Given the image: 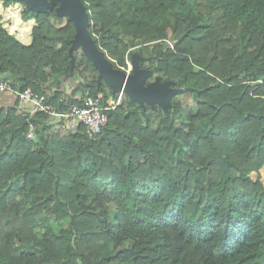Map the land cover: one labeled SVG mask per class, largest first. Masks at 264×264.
Returning <instances> with one entry per match:
<instances>
[{
	"label": "trees",
	"instance_id": "16d2710c",
	"mask_svg": "<svg viewBox=\"0 0 264 264\" xmlns=\"http://www.w3.org/2000/svg\"><path fill=\"white\" fill-rule=\"evenodd\" d=\"M81 2L113 66L136 53L145 84L184 90L166 110L123 92L92 136L0 102V264H264V185L250 176L264 164V0ZM22 3L36 24L27 44L0 28V80L64 109L83 97L45 83L80 67L86 93L114 98L80 46L71 62L73 23Z\"/></svg>",
	"mask_w": 264,
	"mask_h": 264
},
{
	"label": "water",
	"instance_id": "95a60500",
	"mask_svg": "<svg viewBox=\"0 0 264 264\" xmlns=\"http://www.w3.org/2000/svg\"><path fill=\"white\" fill-rule=\"evenodd\" d=\"M28 4L29 9L34 12L44 13L45 6L52 8L57 2L55 8L57 16L68 15L73 23L75 32L69 46L71 62L74 60L73 50L81 47L84 54L91 60L99 72L100 78H103L112 88L113 93L124 92L131 100L144 105L145 103L153 106L157 102L166 110L174 94L182 92L184 88L169 87V81H160V77L145 84V79L151 75L152 71L148 68H140L138 54H133L130 61V71L113 66L107 59L104 51L100 50L95 40L90 36L88 30V13L81 0H16Z\"/></svg>",
	"mask_w": 264,
	"mask_h": 264
},
{
	"label": "built area",
	"instance_id": "2783aa9c",
	"mask_svg": "<svg viewBox=\"0 0 264 264\" xmlns=\"http://www.w3.org/2000/svg\"><path fill=\"white\" fill-rule=\"evenodd\" d=\"M256 81L257 85L262 82L260 78ZM0 93L7 94L16 100L18 111L29 117L37 112H44L51 119L71 129L79 123L82 124L85 126L86 133L92 136L98 134L106 125L107 111L120 104L123 92H117L114 98L106 102L103 101L101 93L96 95L85 93L81 103H70L64 109L53 106L45 93L35 92L31 88L16 89L8 81L0 80ZM35 128V123L28 119L25 137L33 139L36 135Z\"/></svg>",
	"mask_w": 264,
	"mask_h": 264
},
{
	"label": "rangeland",
	"instance_id": "374dc122",
	"mask_svg": "<svg viewBox=\"0 0 264 264\" xmlns=\"http://www.w3.org/2000/svg\"><path fill=\"white\" fill-rule=\"evenodd\" d=\"M9 3H19L21 6H22V13L24 12V8H25V5L22 3V1H16V0H10ZM7 6V5H5ZM58 6V3L56 2L54 4V6L52 8L48 7V6H45L44 7V10L47 12L48 10L50 9H53L54 8V14L50 16V19L52 21L53 24L55 25H61L63 24L66 20H69V16L68 15H63V16H57L56 14V11H55V8ZM21 13V14H22ZM32 14V12H30ZM45 13V12H44ZM59 17V18H58ZM30 19V18H29ZM34 24H36L35 20L33 21ZM29 37H30V34L28 33ZM27 35V36H28ZM171 40V39H170ZM169 41V40H167ZM170 42V41H169ZM171 42H174L175 41H172ZM171 42L169 43L171 46ZM132 48V47H130ZM129 48V49H130ZM75 54L76 56H78L79 58V54L81 52V49H76L75 51ZM79 60H74V67H75V64L77 66V63H78ZM130 67H131V64H130V61L127 60V66L124 68V67H121L123 68L124 70H128L131 72L130 70ZM76 74L78 73L79 75L77 77H75L76 79H74V77L71 75V76H67V77H64L62 78L61 76H57V77H50L47 82L45 83L46 84V87L49 88V89H56V88H60L63 90V92L65 94H72V92L74 93L75 96H84V94L86 93L88 87L84 86V84L89 81L91 75L93 74V72L90 70V69H87V70H81V68H77L75 69L74 71ZM64 95V94H63ZM67 95V96H68ZM66 96V97H67ZM182 102L184 104H188L190 105L191 107H194L193 109H195V102L194 100L188 95V94H181L179 95ZM148 104V103H147ZM150 107H156V105H159L157 102H155L152 105L148 104ZM49 122L51 121L52 123V130L53 131H58L59 133L61 132H66V131H69V129L71 128H68V126H63V123H60L59 121L55 120V119H51L50 117L48 118ZM158 125V120L155 119L154 120V123H153V126L156 127ZM251 178L253 179H257L259 178V180L263 183L264 185V164L262 165V167L259 169V171H253L251 174H250ZM50 226L56 231L58 230V228L61 226L60 223H57L55 221V219L53 218V215L50 217Z\"/></svg>",
	"mask_w": 264,
	"mask_h": 264
},
{
	"label": "clouds",
	"instance_id": "9594fccd",
	"mask_svg": "<svg viewBox=\"0 0 264 264\" xmlns=\"http://www.w3.org/2000/svg\"><path fill=\"white\" fill-rule=\"evenodd\" d=\"M21 13L22 6L19 3H9L5 6L4 0H0V28L6 30L9 35L23 40L33 22L26 20Z\"/></svg>",
	"mask_w": 264,
	"mask_h": 264
},
{
	"label": "crops",
	"instance_id": "0c3cea01",
	"mask_svg": "<svg viewBox=\"0 0 264 264\" xmlns=\"http://www.w3.org/2000/svg\"><path fill=\"white\" fill-rule=\"evenodd\" d=\"M27 20L32 21V22L34 21L33 18H30V19H27ZM33 25H34V22L30 24V31L28 32L30 34V37H29V35L27 33L26 36H25V38L23 40L19 39L20 41H22L25 44H27V43H29L31 41V28H32ZM15 37L17 38V36H15ZM9 99H10V101H12L11 96H9L7 94L0 93V102L1 103H6V102H8Z\"/></svg>",
	"mask_w": 264,
	"mask_h": 264
}]
</instances>
